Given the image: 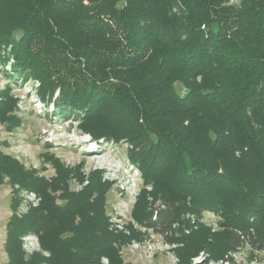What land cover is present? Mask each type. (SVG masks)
<instances>
[{"label":"trees","instance_id":"1","mask_svg":"<svg viewBox=\"0 0 264 264\" xmlns=\"http://www.w3.org/2000/svg\"><path fill=\"white\" fill-rule=\"evenodd\" d=\"M0 66L7 79L36 83L48 117L127 143L145 186L132 217L171 232L179 264L201 253L234 262L246 248L247 262H264V0H0ZM17 102L10 87L0 93L11 133ZM44 158L51 178L0 149V187L13 188L4 264H130L121 249L143 235L109 230L113 183ZM16 186L41 198L23 216ZM208 212L219 230L201 223ZM29 234L50 258H26Z\"/></svg>","mask_w":264,"mask_h":264},{"label":"rangeland","instance_id":"2","mask_svg":"<svg viewBox=\"0 0 264 264\" xmlns=\"http://www.w3.org/2000/svg\"><path fill=\"white\" fill-rule=\"evenodd\" d=\"M232 1L237 2L238 0ZM9 65L10 64L6 65V70H10ZM3 71L4 70L0 66V93L4 92L9 87L11 88V96H13L18 101L17 111L15 114L21 120V126L15 129L12 133L8 132L5 125L0 123V149L3 152L17 158L24 164L26 168H34L39 170L41 175L48 178L53 177L55 172L50 165H46L47 169L45 171L40 170L45 166L46 161L44 154L46 152L54 154L63 163L70 167H75L82 163V172L86 177H88L94 171H102L103 180L113 183L112 189L107 195L108 217L114 214L115 211L112 210L117 208L122 202L123 197L121 196L120 191L122 184L125 182V176H127V174L133 177H135V175L138 176V182L136 181V184H138V189L141 193L142 188L145 187L142 176L143 174L133 163H131L128 155L127 143L106 141L105 147L98 143V147L94 149L95 151L92 150L90 153H88V149L91 147V144L94 143L88 141L89 137L91 138V136L87 133H83V131L78 127L77 122H74L72 118L67 119L48 117V114L45 111V106L40 103L35 88H33L35 87L36 83H24L22 80L7 79ZM176 87L181 89L179 84H177ZM91 140L94 141L92 138ZM135 168L139 171V175L135 173ZM132 186H129L128 188L131 189ZM82 187L83 186L77 181L72 180L73 190L80 191ZM15 189L18 190L20 198V205L16 213L18 216H23L25 214H20L19 212L21 206V192L29 190H20L18 186H16ZM146 189L151 192L152 186H146ZM12 195L13 188L8 183V180H6L5 184L0 187V264H4L8 260L7 254L4 250V244L6 241L7 222L13 214L11 210ZM36 195L38 198H40L37 193ZM159 204L160 203L156 204L155 207ZM132 205L133 204H130V209ZM132 211L130 212V217H132ZM200 221L202 224L211 227L213 231L220 229V218L213 213H205ZM114 233L125 235L122 232L114 231ZM140 233L143 235L142 232ZM148 234L149 233L147 232L146 235ZM143 238L144 235L141 239H133L131 242L122 247L121 252L128 244L132 243L133 241L140 242ZM40 249L41 251L34 252V254L42 253L43 256L46 257L44 253L48 252L42 250L41 245ZM173 250L169 254L164 252L162 254L155 255V257H153L150 262H146L145 260L141 261L140 255H136L134 258L129 256L128 253H125L127 258L123 259L125 263L128 262L130 264H179L178 258V263H176L174 258V255L176 256V254ZM250 252L251 250L246 248L239 253L231 254L230 257L233 258L234 262H231L230 264H264V262H247L246 260L249 257ZM25 253L27 259L34 255L27 253L26 251ZM48 254L50 255V253ZM260 257H264V254L260 255ZM104 259L107 258L102 259V264H105L103 262ZM106 264H109V261ZM192 264H225V261L216 262L212 260L208 254L201 253L197 258L193 259Z\"/></svg>","mask_w":264,"mask_h":264},{"label":"built area","instance_id":"3","mask_svg":"<svg viewBox=\"0 0 264 264\" xmlns=\"http://www.w3.org/2000/svg\"><path fill=\"white\" fill-rule=\"evenodd\" d=\"M88 141L94 143V144H91V147L88 149L89 151H92L96 147H98L97 146L98 143H100L103 147H105V142H106L105 140H101L98 143H96V141H92L91 138L89 137ZM134 170H135V173L138 174L139 171L136 168ZM136 181L138 182L137 175L133 177L127 174V176H125L124 184H122L121 182L122 186H121L120 192H121V196L124 199L122 198L121 204L117 208H114L112 210V211H115L114 214L108 217L109 218V228L112 232L114 231L122 232L123 234L129 236L131 233L130 226L132 225L134 229L142 232L144 235V238L142 239V241L140 242L133 241L132 243L128 244L125 248H123V251L121 252V254L124 259L127 258L125 253H128L129 256L134 257V258L136 257V255H140L141 261L145 260L146 262H150L153 259V257H155V255L162 254L164 252H167V254H169L177 246L166 241L165 239L167 236L172 235L171 232L169 231L166 232L164 236L159 235L152 228L138 225L132 219V217H130V212L132 211L134 205L137 202V198L140 195V190L138 189V184H136ZM129 186H132V188L129 189L128 188ZM40 202H41V199L38 198L36 193L31 192V191H22L21 192V206L19 210L20 214H26L32 208H37ZM130 204H133L131 209H130ZM158 206H156V209L158 208ZM156 216H157V211H155L153 220L156 219ZM190 219L192 220L193 223H195V218L190 217ZM177 227H178V224L173 225L174 229ZM185 231H186V234L190 233V229H186ZM147 232L149 233L148 235H146ZM22 240H23V249L27 253L34 254V252L41 251L39 239L36 235L34 234L26 235L25 237H23ZM44 254L47 258L50 257L48 253H44ZM174 258L176 260V263H178V259L175 255H174ZM103 262L106 264L108 263V260L104 259ZM230 263H231L230 261L225 262V264H230Z\"/></svg>","mask_w":264,"mask_h":264},{"label":"bare ground","instance_id":"4","mask_svg":"<svg viewBox=\"0 0 264 264\" xmlns=\"http://www.w3.org/2000/svg\"><path fill=\"white\" fill-rule=\"evenodd\" d=\"M95 151V150H94Z\"/></svg>","mask_w":264,"mask_h":264}]
</instances>
